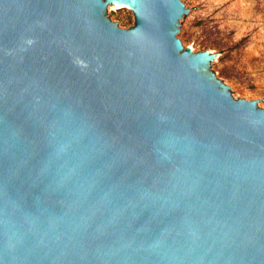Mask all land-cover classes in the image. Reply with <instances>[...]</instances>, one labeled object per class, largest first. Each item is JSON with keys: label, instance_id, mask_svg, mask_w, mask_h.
Returning <instances> with one entry per match:
<instances>
[{"label": "water", "instance_id": "water-1", "mask_svg": "<svg viewBox=\"0 0 264 264\" xmlns=\"http://www.w3.org/2000/svg\"><path fill=\"white\" fill-rule=\"evenodd\" d=\"M193 15L0 0V264H264V108L184 47Z\"/></svg>", "mask_w": 264, "mask_h": 264}, {"label": "rangeland", "instance_id": "rangeland-1", "mask_svg": "<svg viewBox=\"0 0 264 264\" xmlns=\"http://www.w3.org/2000/svg\"><path fill=\"white\" fill-rule=\"evenodd\" d=\"M195 14L184 20L180 39L192 51H209L214 77L235 98L255 99L264 108V0H183ZM111 20L135 23L133 7L107 3Z\"/></svg>", "mask_w": 264, "mask_h": 264}, {"label": "bare ground", "instance_id": "bare-ground-1", "mask_svg": "<svg viewBox=\"0 0 264 264\" xmlns=\"http://www.w3.org/2000/svg\"><path fill=\"white\" fill-rule=\"evenodd\" d=\"M125 3H123V4H119V5H116L117 7H120V6H123ZM207 52H209V51H207ZM206 52V53H207Z\"/></svg>", "mask_w": 264, "mask_h": 264}]
</instances>
